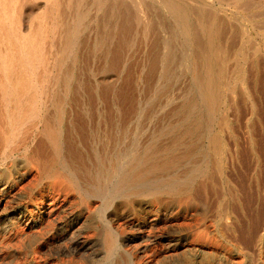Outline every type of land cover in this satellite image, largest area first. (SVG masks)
I'll list each match as a JSON object with an SVG mask.
<instances>
[{
	"label": "bare ground",
	"instance_id": "obj_1",
	"mask_svg": "<svg viewBox=\"0 0 264 264\" xmlns=\"http://www.w3.org/2000/svg\"><path fill=\"white\" fill-rule=\"evenodd\" d=\"M177 62L193 95L160 133L196 139L202 159L184 176L174 171L190 150L161 149L155 137H144L147 97L157 81L171 79ZM258 127L264 129V0H0V162L21 160L0 174V205L36 171L39 197L18 223L34 230L59 216L60 243L105 214L97 226L100 264H134L118 256L121 239L153 242L167 221L178 232L200 193L215 190V177L228 197L219 216L236 238L240 190L231 174L243 154L253 176L260 173ZM200 230L203 246L210 232ZM184 240L168 250L205 252ZM202 261L186 254L182 264Z\"/></svg>",
	"mask_w": 264,
	"mask_h": 264
},
{
	"label": "rangeland",
	"instance_id": "obj_2",
	"mask_svg": "<svg viewBox=\"0 0 264 264\" xmlns=\"http://www.w3.org/2000/svg\"><path fill=\"white\" fill-rule=\"evenodd\" d=\"M232 26L237 34L239 32L238 23L233 22ZM239 42L236 48L240 46ZM234 64V61H231L230 67L232 68ZM157 83L146 101L150 117L145 120L146 134L144 137L147 140L152 136L155 137V145L161 149L176 145L180 152L184 151L185 147L190 150L191 156L178 164L174 171V175L184 176L189 173L194 164L202 159L198 152L196 139L179 142L176 135H162L160 131L163 127L171 126L175 122L176 117H173V113L193 95L191 81L177 62L173 66L171 79L167 83L162 81H157ZM263 134L264 129L258 127L256 137L262 146V148L260 146L262 168L259 175L253 176L250 170L253 161L250 157L245 158L244 154L231 174L240 190V202L233 203V208L239 216V221L235 224L236 238L227 229L230 220L219 216L221 208L228 203V197H226L227 192L221 185V181L215 177V190L209 188L206 193H200L198 205L191 209L193 217L182 222L178 227V232H170L166 227L176 222L167 221L158 225L155 230L157 239L153 242H135L131 237L121 239L122 250L118 251V256L134 264H182L186 254L200 263L206 260L208 264H264ZM20 161L19 158L1 161L0 174L3 173L4 168L11 169L14 166H20ZM4 185L5 183L0 187ZM37 185V173L32 171L14 193H11L0 205V245L4 247L3 252L0 253V264H67L68 261H73L74 264L102 263L105 259L104 242L102 231L100 232L97 226L102 225L105 214H99L94 225L79 226L73 234H69L66 240L60 243L56 240L58 238L54 237V234L58 233L54 227L57 225L59 216L46 218L34 230L29 229L26 223H18L17 219L20 214L25 208H32V202L39 197ZM96 205H100V202H96ZM107 212L109 215L113 211ZM206 228L210 233H206L207 240L202 246L195 236L198 230L204 231ZM128 231H130L129 234L138 233L134 229ZM142 233L148 235L149 230L142 231ZM182 235L185 237V240L181 242L183 245L191 249L202 246L205 252L168 250V247L175 246L176 240ZM160 237L166 240H161ZM225 238H229L232 244L224 242ZM76 241L79 242L80 250L71 251L65 248H69ZM169 241L173 242L169 245ZM83 242H87L86 246L81 247ZM146 245L149 248L144 251Z\"/></svg>",
	"mask_w": 264,
	"mask_h": 264
}]
</instances>
